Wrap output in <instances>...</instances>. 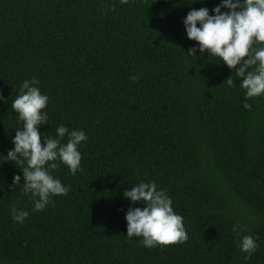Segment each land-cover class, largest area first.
<instances>
[{
	"label": "trees",
	"instance_id": "16d2710c",
	"mask_svg": "<svg viewBox=\"0 0 264 264\" xmlns=\"http://www.w3.org/2000/svg\"><path fill=\"white\" fill-rule=\"evenodd\" d=\"M220 2L0 0V156L22 128L11 103L33 77L49 97L41 143L60 125L88 136L81 171L52 173L68 193L42 211L23 191L27 162H0V264H264V95L245 101L235 69L187 55V13ZM153 181L184 218L185 242L127 236V210L144 205L123 193ZM13 207L30 213L22 224ZM246 235L259 245L248 260Z\"/></svg>",
	"mask_w": 264,
	"mask_h": 264
},
{
	"label": "clouds",
	"instance_id": "9594fccd",
	"mask_svg": "<svg viewBox=\"0 0 264 264\" xmlns=\"http://www.w3.org/2000/svg\"><path fill=\"white\" fill-rule=\"evenodd\" d=\"M121 4L128 0H120ZM227 9V11H222ZM210 11L212 14H210ZM188 39L197 42L188 50L189 57L199 52L209 53L222 61L229 69L236 70L241 78L240 87L245 91V101L264 95V0H221L209 10L207 7L189 11L183 20ZM199 25V26H198ZM260 45V47H254ZM254 68L253 71H249ZM132 80L138 77H131ZM39 81L33 77L25 80L20 94L12 101L11 109L18 114L22 128L15 129L14 148L6 156H0V162L26 161L22 167L25 194L31 193L34 200L33 211H42L52 203V197L64 196L68 187L52 173L63 164L75 175L81 171L82 154L79 146L87 141L83 130L70 131L64 125L56 129L55 138L44 137L41 143L40 126L49 123V115L44 111L49 97L42 94ZM225 83L234 86L233 76ZM0 95V100H3ZM244 108L251 105L244 103ZM65 136L66 143H62ZM59 162V163H57ZM21 176L13 178V186L21 184ZM124 198L140 207H129L125 219L127 236L142 237L141 244L147 248L167 246L185 242L188 239L184 218L173 209V200L165 190H158L153 182H141L123 193ZM143 202V203H141ZM27 210H11L13 222L22 224L29 216ZM240 250L247 253L245 260L251 258L259 245L251 235L243 236Z\"/></svg>",
	"mask_w": 264,
	"mask_h": 264
}]
</instances>
